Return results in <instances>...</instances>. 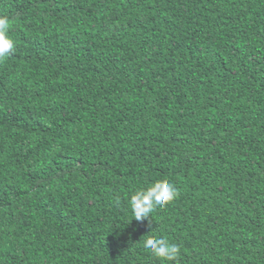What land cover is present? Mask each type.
<instances>
[{"label": "trees", "instance_id": "trees-1", "mask_svg": "<svg viewBox=\"0 0 264 264\" xmlns=\"http://www.w3.org/2000/svg\"><path fill=\"white\" fill-rule=\"evenodd\" d=\"M0 264H264V0H0ZM168 179L138 221L135 191Z\"/></svg>", "mask_w": 264, "mask_h": 264}, {"label": "clouds", "instance_id": "clouds-1", "mask_svg": "<svg viewBox=\"0 0 264 264\" xmlns=\"http://www.w3.org/2000/svg\"><path fill=\"white\" fill-rule=\"evenodd\" d=\"M14 48V40L9 34V20L0 15V59L10 55ZM177 195L178 189L174 183L168 179H160L149 187L135 191L128 204L133 217L142 221L150 217L157 207L170 204ZM151 233L142 237L143 247L162 262L167 261L176 264L181 255V245L170 242L168 238L162 235L158 236Z\"/></svg>", "mask_w": 264, "mask_h": 264}]
</instances>
